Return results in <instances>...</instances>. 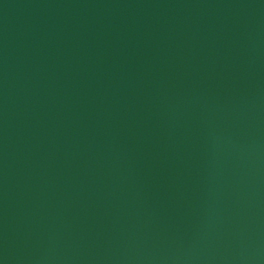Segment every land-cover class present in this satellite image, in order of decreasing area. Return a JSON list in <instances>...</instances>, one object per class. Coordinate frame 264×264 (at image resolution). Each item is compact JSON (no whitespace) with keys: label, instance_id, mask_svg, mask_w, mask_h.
<instances>
[{"label":"water","instance_id":"obj_1","mask_svg":"<svg viewBox=\"0 0 264 264\" xmlns=\"http://www.w3.org/2000/svg\"><path fill=\"white\" fill-rule=\"evenodd\" d=\"M0 264H264V0H0Z\"/></svg>","mask_w":264,"mask_h":264}]
</instances>
